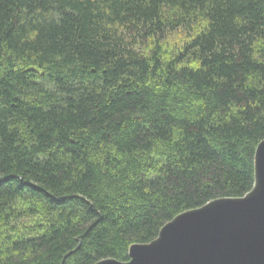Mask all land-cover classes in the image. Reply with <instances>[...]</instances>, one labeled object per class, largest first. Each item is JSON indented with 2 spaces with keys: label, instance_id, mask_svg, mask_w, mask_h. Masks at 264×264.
I'll use <instances>...</instances> for the list:
<instances>
[{
  "label": "trees",
  "instance_id": "16d2710c",
  "mask_svg": "<svg viewBox=\"0 0 264 264\" xmlns=\"http://www.w3.org/2000/svg\"><path fill=\"white\" fill-rule=\"evenodd\" d=\"M263 139L264 0H0V264L127 261Z\"/></svg>",
  "mask_w": 264,
  "mask_h": 264
},
{
  "label": "water",
  "instance_id": "95a60500",
  "mask_svg": "<svg viewBox=\"0 0 264 264\" xmlns=\"http://www.w3.org/2000/svg\"><path fill=\"white\" fill-rule=\"evenodd\" d=\"M254 169V186L245 195L183 211L151 242L132 244L129 260L105 258L94 264H264V139L256 148Z\"/></svg>",
  "mask_w": 264,
  "mask_h": 264
}]
</instances>
